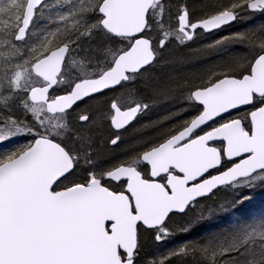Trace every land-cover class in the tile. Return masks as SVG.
I'll use <instances>...</instances> for the list:
<instances>
[{"label":"snow or ice","instance_id":"snow-or-ice-1","mask_svg":"<svg viewBox=\"0 0 264 264\" xmlns=\"http://www.w3.org/2000/svg\"><path fill=\"white\" fill-rule=\"evenodd\" d=\"M257 13L264 0H0V264H264L251 211L169 246L264 191V25L208 44L244 54L199 71L170 46ZM176 90L165 119L187 118L126 138ZM220 191L235 195L202 206Z\"/></svg>","mask_w":264,"mask_h":264},{"label":"rangeland","instance_id":"rangeland-1","mask_svg":"<svg viewBox=\"0 0 264 264\" xmlns=\"http://www.w3.org/2000/svg\"><path fill=\"white\" fill-rule=\"evenodd\" d=\"M51 2V1H50ZM56 9H52L50 12H45V17L43 19L37 20L36 28L42 29L45 25L54 28L55 25L48 24L47 17L49 14L54 15ZM171 24H175V20L169 21ZM264 25V14L257 13L251 19H247L243 22H236L230 26L224 27L221 30L214 33H201L197 36L194 41L189 42L188 46H180L173 42L170 46V52L175 56H181L187 58V63L180 68V71L187 73L192 71H199L207 68L213 67L215 64L220 63L223 56L231 53L234 55H243V46L238 44H230L226 47L224 52H219L215 50L204 51L208 44L214 43L217 39L224 36L235 34L237 32L247 31L251 27H258ZM199 31V30H198ZM166 72H172V69H165ZM153 105V107L142 117H140L137 125L134 129H130L129 133H126V138H129L136 131H144L150 133L149 136L145 138H151L159 135V131H154L151 127L152 124H160L163 122V128L160 131H168L169 128L176 127L181 122L183 118H187V113L183 117L176 120L165 119L169 113H176L178 110L183 111L181 105L183 104V98L179 90L174 91L168 97L158 98L156 100L148 101ZM141 126H144L143 128ZM124 145L121 146L123 148ZM120 149H117V154H119ZM235 195L232 191H220L210 200H203L202 206L214 207L219 203H226L230 201ZM253 199L251 202H246L245 209L241 213L234 214L233 217H225L223 220L217 222L215 225H205L202 228H198L196 231L188 235L187 237L177 236L173 241L170 242L169 246H176L185 240H191L198 238L202 234H206L209 231H213L215 228L221 227L222 225L228 223L229 219H235L238 216H246L249 211L253 214L259 216L264 215V191L257 189L255 192L251 193ZM180 219L175 217L174 220ZM145 243V254H154L156 257H162L166 251L167 247L165 245L154 244L150 236L144 237Z\"/></svg>","mask_w":264,"mask_h":264},{"label":"water","instance_id":"water-1","mask_svg":"<svg viewBox=\"0 0 264 264\" xmlns=\"http://www.w3.org/2000/svg\"><path fill=\"white\" fill-rule=\"evenodd\" d=\"M49 1H51V0H49ZM230 26V25H229ZM225 27H227V26H225ZM218 31V30H217ZM213 32H216V31H213ZM213 32H211V33H213Z\"/></svg>","mask_w":264,"mask_h":264},{"label":"bare ground","instance_id":"bare-ground-1","mask_svg":"<svg viewBox=\"0 0 264 264\" xmlns=\"http://www.w3.org/2000/svg\"><path fill=\"white\" fill-rule=\"evenodd\" d=\"M219 31V30H218ZM217 32V31H216ZM214 33V32H213Z\"/></svg>","mask_w":264,"mask_h":264},{"label":"flooded vegetation","instance_id":"flooded-vegetation-1","mask_svg":"<svg viewBox=\"0 0 264 264\" xmlns=\"http://www.w3.org/2000/svg\"><path fill=\"white\" fill-rule=\"evenodd\" d=\"M209 34V33H208Z\"/></svg>","mask_w":264,"mask_h":264}]
</instances>
